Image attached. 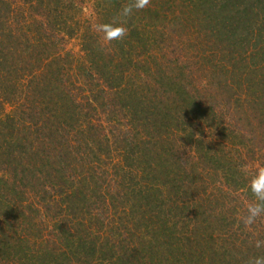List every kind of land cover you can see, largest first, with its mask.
I'll use <instances>...</instances> for the list:
<instances>
[{
  "label": "trees",
  "instance_id": "obj_1",
  "mask_svg": "<svg viewBox=\"0 0 264 264\" xmlns=\"http://www.w3.org/2000/svg\"><path fill=\"white\" fill-rule=\"evenodd\" d=\"M0 0V264H246L264 164V0ZM197 136L200 138L197 139Z\"/></svg>",
  "mask_w": 264,
  "mask_h": 264
},
{
  "label": "clouds",
  "instance_id": "obj_2",
  "mask_svg": "<svg viewBox=\"0 0 264 264\" xmlns=\"http://www.w3.org/2000/svg\"><path fill=\"white\" fill-rule=\"evenodd\" d=\"M151 0H128L120 11L110 21L94 22L92 31L98 36L100 47L103 49L114 41H122L128 34L127 22L137 11L147 8ZM200 137L197 136V139ZM247 181V190L251 199L245 204V212L239 217L246 229H250L257 221L264 218V164L241 168ZM254 247H264V240L256 239ZM246 264H264V255L250 257Z\"/></svg>",
  "mask_w": 264,
  "mask_h": 264
}]
</instances>
